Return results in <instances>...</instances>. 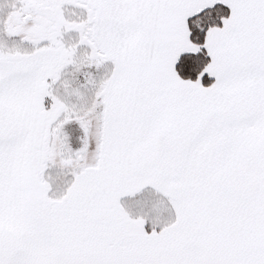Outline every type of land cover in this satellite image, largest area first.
<instances>
[{"label": "snow or ice", "instance_id": "snow-or-ice-1", "mask_svg": "<svg viewBox=\"0 0 264 264\" xmlns=\"http://www.w3.org/2000/svg\"><path fill=\"white\" fill-rule=\"evenodd\" d=\"M0 264H264V0H0Z\"/></svg>", "mask_w": 264, "mask_h": 264}]
</instances>
